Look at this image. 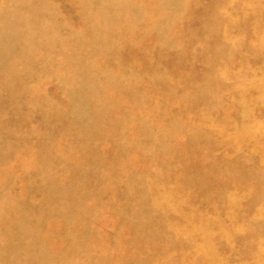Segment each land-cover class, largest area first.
Wrapping results in <instances>:
<instances>
[{
  "label": "rangeland",
  "instance_id": "374dc122",
  "mask_svg": "<svg viewBox=\"0 0 264 264\" xmlns=\"http://www.w3.org/2000/svg\"><path fill=\"white\" fill-rule=\"evenodd\" d=\"M0 264H264V0H0Z\"/></svg>",
  "mask_w": 264,
  "mask_h": 264
}]
</instances>
